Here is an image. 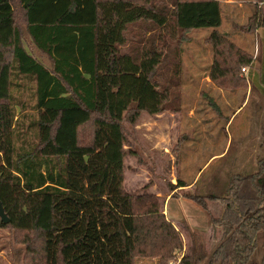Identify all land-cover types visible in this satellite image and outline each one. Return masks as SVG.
Masks as SVG:
<instances>
[{
	"label": "trees",
	"instance_id": "obj_1",
	"mask_svg": "<svg viewBox=\"0 0 264 264\" xmlns=\"http://www.w3.org/2000/svg\"><path fill=\"white\" fill-rule=\"evenodd\" d=\"M221 4L229 5L0 0V27L11 35L0 41V205L9 219L0 218V229L15 233L21 264H264V158L256 173L230 181L222 214L211 219L220 239L209 255L195 234L182 254L165 200L123 189L124 125L142 113L180 112L182 89L192 83L184 78V45L194 30H210L211 52L209 64L207 49L195 54L194 70L205 61L201 75L218 89L247 88L241 69L255 55L220 32ZM252 5L242 29L264 31V0ZM140 23L148 27L139 38L128 37ZM192 182L177 176L175 187ZM187 198L203 210L215 200Z\"/></svg>",
	"mask_w": 264,
	"mask_h": 264
},
{
	"label": "rangeland",
	"instance_id": "obj_2",
	"mask_svg": "<svg viewBox=\"0 0 264 264\" xmlns=\"http://www.w3.org/2000/svg\"><path fill=\"white\" fill-rule=\"evenodd\" d=\"M221 1L229 5L221 4L220 32L255 57L257 52L260 54L255 67L251 66V71L254 69L257 74L255 80L250 76L248 88L233 92L214 91L201 83L205 61L199 63L196 71L192 64L198 51H210L205 42L210 30H194L190 34L191 43L184 45V78L192 83L182 89L180 112L166 110L155 116L142 113L134 126L124 125L130 138L125 145L123 189L128 194L147 192L165 200L164 213L180 230L186 245L182 254L190 243V234L200 237L203 249L208 255L212 253L220 239V229L213 226L211 219L221 216V199L228 194L230 181L236 175L256 173L259 161L264 158V119L259 124L264 116V40L256 32L242 29L254 12L252 0ZM146 27L147 23L132 26L128 37L138 39ZM0 34L2 42L9 38L1 27ZM5 92L2 75L1 99ZM239 107L232 124L226 127ZM177 176L182 182L195 181L194 187L173 188L171 180ZM192 194L215 200H207V210H203L187 198ZM15 237L11 229H0V264H21L18 249L22 246ZM154 261L137 259L136 264H155ZM175 261L171 264L179 259Z\"/></svg>",
	"mask_w": 264,
	"mask_h": 264
},
{
	"label": "crops",
	"instance_id": "obj_3",
	"mask_svg": "<svg viewBox=\"0 0 264 264\" xmlns=\"http://www.w3.org/2000/svg\"><path fill=\"white\" fill-rule=\"evenodd\" d=\"M220 2H222L221 0H220ZM226 2H228V1H226ZM229 4V3H228ZM1 29H5L6 31H7V33H8V37L9 38H7V39H4L3 40V42H5V44H8L9 42H10V28L9 27H1ZM256 33L257 34H259V35H261V38H263L262 40H264V31H262V30H257L256 31ZM256 33H254V34H256ZM0 36H1V34H0ZM0 41L2 42V37L0 38ZM263 44H264V42H263ZM257 59L255 58V56H254V61H253V65H252V67L254 66L255 67V61H256ZM206 62H208V64L209 63H211V52L209 51V50H207L206 51ZM257 74H256V72L254 71V69L251 71V68L249 67V68H247V71H246V73H243L242 74V76L241 77H244L245 78V80H246V82H247V88H248V83H249V78H250V76H251V79L252 80H255V78L257 77L256 76ZM200 82L202 83H204V84H206V85H208L210 88H213L214 89V91H223V90H221V89H218L216 86H214L211 82H210V79H209V77L205 74V73H203V75H201V80H200ZM225 98H227V97H225ZM262 99H264V96H262ZM245 103H246V100H245ZM241 107H239L238 109H236V111L233 113V115L228 119V122H227V125H226V127H228L229 125H231L232 124V118H233V116L236 114V112L240 109ZM260 108H258V110H259ZM255 117V116H254ZM254 117H253V119H254ZM257 117V116H256ZM264 119V116L262 117V118H260V122H259V124L261 125V122H262V120ZM255 122H257L258 123V121L257 120H255ZM254 125H252V123H251V129H252V127H253ZM261 145H262V143H260V147H261ZM254 147V146H253ZM253 147H252V149H253ZM173 151H174V149H173ZM175 180H176V177H175V179H173V180H171V184H172V186H173V188H175V189H179V190H186V189H192L193 187H194V181L192 182V184H190L189 186H187V187H183V188H176L175 187ZM173 182V183H172ZM168 219V218H167Z\"/></svg>",
	"mask_w": 264,
	"mask_h": 264
},
{
	"label": "water",
	"instance_id": "obj_4",
	"mask_svg": "<svg viewBox=\"0 0 264 264\" xmlns=\"http://www.w3.org/2000/svg\"><path fill=\"white\" fill-rule=\"evenodd\" d=\"M0 218L2 223L4 224H7L9 222V219L6 217L1 205H0Z\"/></svg>",
	"mask_w": 264,
	"mask_h": 264
},
{
	"label": "built area",
	"instance_id": "obj_5",
	"mask_svg": "<svg viewBox=\"0 0 264 264\" xmlns=\"http://www.w3.org/2000/svg\"><path fill=\"white\" fill-rule=\"evenodd\" d=\"M247 69H241L242 73H246Z\"/></svg>",
	"mask_w": 264,
	"mask_h": 264
}]
</instances>
